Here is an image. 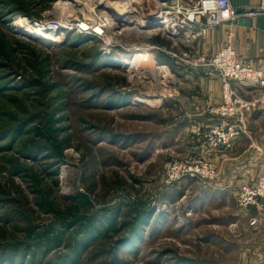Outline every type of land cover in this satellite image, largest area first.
I'll use <instances>...</instances> for the list:
<instances>
[{
	"label": "rangeland",
	"instance_id": "1",
	"mask_svg": "<svg viewBox=\"0 0 264 264\" xmlns=\"http://www.w3.org/2000/svg\"><path fill=\"white\" fill-rule=\"evenodd\" d=\"M86 2L0 0V264H264V209L236 201L264 173V141L247 124L231 147L213 146V126L231 121L217 112L221 79L149 49L210 56L197 48L208 30L185 43L118 26L108 45L72 27L44 41L25 31L103 12ZM227 37L233 47L228 31L214 53ZM135 52L164 69L124 66ZM185 95L203 107L188 112ZM253 112L263 118L264 101Z\"/></svg>",
	"mask_w": 264,
	"mask_h": 264
},
{
	"label": "built area",
	"instance_id": "2",
	"mask_svg": "<svg viewBox=\"0 0 264 264\" xmlns=\"http://www.w3.org/2000/svg\"><path fill=\"white\" fill-rule=\"evenodd\" d=\"M122 1V3L120 2ZM145 0H117L114 13L108 12L102 4L96 3L94 7H102L99 15L95 16L93 11H88L86 18L74 19L66 23L69 26L62 28L61 22H51L49 25H36L46 32L55 33L59 30L73 29L79 33H87L100 38L108 45L110 36L106 35L109 30L119 28V34H138L139 29L143 32H152L160 29L170 34L173 39H180L185 43H191L211 27L223 23H232L239 16L255 15L264 10V0H261L254 10L237 11L230 0H154V7L150 4L144 5ZM153 1V0H151ZM121 3V4H120ZM98 5V6H97ZM93 7V8H94ZM112 8V7H111ZM109 14L116 17L115 25H109ZM35 24H37L35 22ZM85 24L84 26H82ZM119 26V27H118ZM56 28L52 30L51 28ZM125 29V30H124ZM145 29V30H144ZM108 38H107V37ZM150 51L164 52L170 57L176 58L181 63L194 68H206L210 74H215L222 82V103L217 108L220 114L230 115L229 123H217L213 126L207 140L221 147H231L236 137L245 133L247 122L245 115L254 107L264 101V75L258 68L242 62L231 45V37H227L226 44L216 53L205 56L198 55L194 60L183 52L177 56L166 46L150 45ZM243 82H250L258 89V94L252 98L243 97L237 91V86ZM188 170H192L188 167ZM205 177L213 176V169L210 164L199 162L194 168ZM237 204L246 208L249 206H261L264 209V173L254 182L242 185L237 190ZM259 206V207H260Z\"/></svg>",
	"mask_w": 264,
	"mask_h": 264
},
{
	"label": "crops",
	"instance_id": "3",
	"mask_svg": "<svg viewBox=\"0 0 264 264\" xmlns=\"http://www.w3.org/2000/svg\"><path fill=\"white\" fill-rule=\"evenodd\" d=\"M230 1L232 5L236 7L237 11H242L244 7L253 6L259 3L260 0ZM211 29L212 30L208 29L206 37L203 38L202 42L198 43L197 48H199L203 53L205 52L206 54H213L218 49V47L223 44L226 32L230 31L232 34L233 47L237 54L241 56L240 58L245 63H249L253 67L260 68L264 75V13L252 17L238 18L237 21L230 27L219 25L218 27H213ZM199 82V91L201 95L204 94L205 89L203 83H201L202 81ZM254 87L255 86H253V84L250 82H243L238 85L240 93L246 97H250L252 92L257 94L258 90L254 89ZM204 103L205 102L201 96H191V98H188L186 95L184 96V106L188 112L200 110ZM197 113L198 112H196V114ZM195 118L196 120L200 121L202 117L197 116ZM263 118L258 117L255 112L249 113L247 115L246 122L249 125L247 135L251 137L250 139L255 138L256 141H264ZM193 123L192 119L181 121V123H179V135H186V133H188L187 130L189 127H191V125H193ZM251 142L253 143V141ZM254 154H256V152H254ZM259 155L264 157V154ZM246 162H248L247 165L251 164V160L248 158L246 159Z\"/></svg>",
	"mask_w": 264,
	"mask_h": 264
},
{
	"label": "bare ground",
	"instance_id": "4",
	"mask_svg": "<svg viewBox=\"0 0 264 264\" xmlns=\"http://www.w3.org/2000/svg\"><path fill=\"white\" fill-rule=\"evenodd\" d=\"M110 1V2H109ZM127 1V0H125ZM148 3H149V0H147ZM64 2V1H63ZM66 4L69 5L68 8H70L72 5H77V0H65ZM90 3H93L96 4V3H99V4H102L103 7L108 10L109 13L113 14L114 13V7L113 6H116L117 4V0H89ZM89 2H86V4L88 5ZM122 3V1H120ZM110 5L111 3V9L109 8V6L107 5ZM120 3V4H121ZM71 4V6H70ZM90 6V5H88ZM88 8V7H87ZM92 9V8H91ZM64 10V9H63ZM70 10V9H69ZM90 10V9H89ZM102 11V10H100ZM65 13V12H64ZM68 17V15H67ZM109 25L110 26H113L115 25V20H116V17H112L110 14H109ZM69 21H73L72 19L68 20L66 19L65 22H62L64 24H62L63 26H61L62 28L66 27V26H69V24L66 25L67 22ZM85 24H83L82 26H84ZM52 30H55L56 28H51ZM26 33L30 36V37H36L37 39H39L40 41H44V40H49L50 38H52L54 35L53 33H49V32H46L45 30L41 29L40 27L38 26H35V28H28L25 30ZM110 38V37H109ZM130 57V56H129ZM122 64L124 66H129V67H137L139 69L140 65H151L153 66V69H164L162 67H159V66H156V63L153 61V58L151 56V54H145L144 52L143 53H140V52H135V55L133 56V58H125L124 60H122ZM128 67V68H129ZM145 67V66H144ZM136 69V68H135ZM135 72V71H134ZM155 72V71H154ZM142 73V72H141ZM148 73V72H147ZM146 73V74H147ZM139 74V73H138ZM133 75H136L135 73ZM136 77V76H135ZM140 77V76H139ZM142 77V76H141ZM166 81V80H165ZM139 101L141 102H144L146 104H151L150 102H148V100H143V99H140L139 98ZM152 102V101H151ZM143 103V104H144Z\"/></svg>",
	"mask_w": 264,
	"mask_h": 264
}]
</instances>
